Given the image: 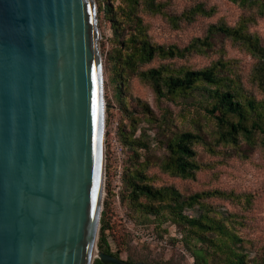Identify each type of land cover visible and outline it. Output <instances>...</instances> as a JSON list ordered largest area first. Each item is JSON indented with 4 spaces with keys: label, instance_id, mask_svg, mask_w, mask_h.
Segmentation results:
<instances>
[{
    "label": "water",
    "instance_id": "obj_1",
    "mask_svg": "<svg viewBox=\"0 0 264 264\" xmlns=\"http://www.w3.org/2000/svg\"><path fill=\"white\" fill-rule=\"evenodd\" d=\"M96 0H0V264H146L102 252Z\"/></svg>",
    "mask_w": 264,
    "mask_h": 264
},
{
    "label": "rangeland",
    "instance_id": "obj_2",
    "mask_svg": "<svg viewBox=\"0 0 264 264\" xmlns=\"http://www.w3.org/2000/svg\"><path fill=\"white\" fill-rule=\"evenodd\" d=\"M140 0L139 15L147 26L149 37L159 44L188 45L194 38H204L211 24L226 23L237 25L246 18L250 32L258 34L264 42V16L258 8L243 6L231 0H158L166 4L165 11L180 15L186 8L203 3L206 8L214 9L212 15L196 16L192 22L180 20L175 27L163 14L151 13ZM100 27L98 41L103 63L105 110V189L98 231L100 238L103 213L110 227L106 231L113 251H120L122 259L132 257L135 260L146 259L151 264H195V259L184 241V231L173 220H155L154 216L146 222L123 200L125 185L123 174L129 166L151 160L147 172L153 175L155 185H174L183 194L197 191L220 189L233 193L228 198L213 196L207 199L215 213L228 221L242 238L247 260L253 261L262 254L264 247V149L244 143L240 148L216 145L214 134L215 121L204 111L201 100L206 95L196 91L190 95L157 97L150 84L134 73L117 78L115 72V54L121 48V41L129 36L131 25L122 17V0H96ZM114 5L115 16L121 20L116 28L106 16L104 6ZM102 5V6H100ZM213 46L204 53H195L186 58L165 60L172 66L194 69L210 65L213 61L231 62V70L225 71L231 77H239L246 88L253 90L258 97L262 92L251 83V75L256 59L233 41L216 34ZM126 51H124L125 53ZM154 59L144 66H158L165 62ZM120 83L122 87H120ZM147 103L153 111L151 122L145 118L144 107ZM129 116L138 121L136 135L144 136L150 144V150L141 149L140 159L135 157L132 147L125 149L119 143V130L129 122ZM192 130L200 132L206 143L196 144L197 158L204 168L194 179H183L163 172L156 161L166 153L165 140L173 132ZM210 143L213 149L209 148ZM107 203V204H106ZM193 216L200 214L199 209H188Z\"/></svg>",
    "mask_w": 264,
    "mask_h": 264
},
{
    "label": "trees",
    "instance_id": "obj_3",
    "mask_svg": "<svg viewBox=\"0 0 264 264\" xmlns=\"http://www.w3.org/2000/svg\"><path fill=\"white\" fill-rule=\"evenodd\" d=\"M231 1L250 8L256 6L258 13L264 16V0ZM122 3L121 15L132 28L129 36L121 41V48L124 50L115 54L117 78L121 79L129 73L137 74L152 86L159 98H174L201 91L206 97L200 103L216 124V145L238 149L246 143L264 149V42L258 34L249 31L246 18L237 25L211 24L204 38L196 37L188 45L181 47L177 44H159L149 37L147 26L139 15L140 0H122ZM144 4L151 13L167 16L175 27L179 26L181 19L192 22L199 14L212 15L214 12V9L206 8L203 3L186 8L180 15L166 12V4L162 1L146 0ZM104 10L117 28L121 20L115 16L114 5L107 2ZM216 34L230 38L256 59L251 83L262 92V97L246 88L239 77L233 78L230 74H225V71L232 69L230 61H213L210 65L198 69L185 66L177 68L172 66L171 62L165 61L206 52L213 46L212 39ZM156 58L165 62L144 69L145 65ZM122 84L120 83V87ZM140 104L144 107L145 118L151 122V119H154L151 107L147 103ZM128 120L118 132L119 143L123 149L132 147L135 157L140 159V150L149 151L150 144L144 136L136 135L138 121L135 116H129ZM201 142L206 143V140L200 132H173L165 140L166 153L155 163L163 172L172 176L194 179L204 168V164L197 158L198 151L195 148L196 144ZM207 144L213 149L210 143ZM136 161L137 163L129 166L123 174V200L129 202L141 221L146 222L154 216L158 221L170 218L181 226L185 245L191 251L195 264H264V247L257 259L248 261L244 250L246 240L235 232L228 221L220 218L212 204L207 201L213 196L228 198L234 195L232 192L214 189L183 194L174 185H155L154 176L147 172L151 160L147 158L143 162ZM188 209H199L200 214L193 216L187 213ZM109 227V221L103 213L98 248L120 258V251H113L107 239L106 231ZM127 261L151 264L146 259L135 260L131 256ZM93 264L116 263H103L96 258Z\"/></svg>",
    "mask_w": 264,
    "mask_h": 264
},
{
    "label": "built area",
    "instance_id": "obj_4",
    "mask_svg": "<svg viewBox=\"0 0 264 264\" xmlns=\"http://www.w3.org/2000/svg\"><path fill=\"white\" fill-rule=\"evenodd\" d=\"M109 241V243L111 244V241L110 240H108Z\"/></svg>",
    "mask_w": 264,
    "mask_h": 264
}]
</instances>
